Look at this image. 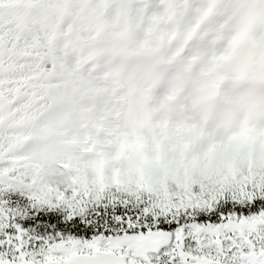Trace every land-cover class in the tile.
<instances>
[{
    "label": "snow or ice",
    "instance_id": "obj_1",
    "mask_svg": "<svg viewBox=\"0 0 264 264\" xmlns=\"http://www.w3.org/2000/svg\"><path fill=\"white\" fill-rule=\"evenodd\" d=\"M0 264H264V0H0Z\"/></svg>",
    "mask_w": 264,
    "mask_h": 264
}]
</instances>
